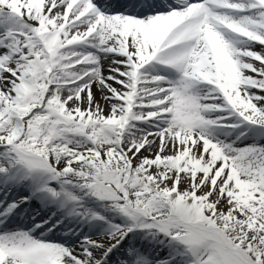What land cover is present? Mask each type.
I'll list each match as a JSON object with an SVG mask.
<instances>
[{
	"label": "snow or ice",
	"instance_id": "6c2138e0",
	"mask_svg": "<svg viewBox=\"0 0 264 264\" xmlns=\"http://www.w3.org/2000/svg\"><path fill=\"white\" fill-rule=\"evenodd\" d=\"M0 264H264V0H0Z\"/></svg>",
	"mask_w": 264,
	"mask_h": 264
},
{
	"label": "bare ground",
	"instance_id": "6f19581e",
	"mask_svg": "<svg viewBox=\"0 0 264 264\" xmlns=\"http://www.w3.org/2000/svg\"><path fill=\"white\" fill-rule=\"evenodd\" d=\"M105 74H107V67H108V64L109 62L108 61H105ZM95 91V95H96V98L98 100V102H100L104 107H105V110H107V105H105L103 99H102V93L99 91V90H96L94 89ZM148 153H145V155H147Z\"/></svg>",
	"mask_w": 264,
	"mask_h": 264
},
{
	"label": "rangeland",
	"instance_id": "374dc122",
	"mask_svg": "<svg viewBox=\"0 0 264 264\" xmlns=\"http://www.w3.org/2000/svg\"><path fill=\"white\" fill-rule=\"evenodd\" d=\"M148 155V154H147Z\"/></svg>",
	"mask_w": 264,
	"mask_h": 264
}]
</instances>
